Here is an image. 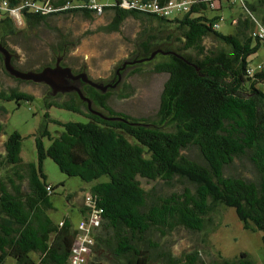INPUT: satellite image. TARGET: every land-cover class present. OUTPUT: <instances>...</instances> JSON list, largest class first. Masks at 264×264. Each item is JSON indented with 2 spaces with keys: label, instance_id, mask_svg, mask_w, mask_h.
Wrapping results in <instances>:
<instances>
[{
  "label": "trees",
  "instance_id": "trees-1",
  "mask_svg": "<svg viewBox=\"0 0 264 264\" xmlns=\"http://www.w3.org/2000/svg\"><path fill=\"white\" fill-rule=\"evenodd\" d=\"M50 1L57 6L70 0ZM121 2L103 5L102 12H112V30L134 17L159 32L175 26L184 38L181 47H164L172 52L155 65V72L168 74L158 112L155 117H135L116 111L109 104V91L85 84L87 97L104 109L105 116L123 119L105 118L87 109L86 122L54 120L63 131L53 136L44 126L35 135L37 161L28 163L21 157L22 135L12 132L6 140V162L25 169L29 189L24 191L9 178L12 191L0 179V264L8 257L17 264H70L77 231L69 218L57 224L49 215L54 187L43 171L46 157L62 172L94 183L85 196L90 197V205L80 208L82 217L96 209L101 220L88 264H154L158 258L166 261V256L173 264H206L198 251L177 258L164 253L158 241L152 240L149 250L141 245L151 227L161 236L178 227L202 231L207 216L220 204L233 207L245 228L262 231L264 245V67L248 72L249 57L263 43L253 31L259 20L255 14L264 25V0L245 1L247 14L235 20L231 34L213 27L219 16L207 14L215 10L208 1L174 19L127 9ZM81 4L60 12L25 13L24 20L39 25L59 14L82 13L88 18L99 14ZM12 23L9 18L1 19L0 32L11 31ZM5 36L1 32L2 44L10 49L3 42ZM207 37L221 42V47H206ZM163 40L150 34L141 50L151 55L156 42ZM31 98L24 91L0 90V99H16L18 104ZM49 105L79 110L74 98L53 99ZM45 136L51 141L48 146ZM193 148L200 159L185 153ZM242 158L253 164L259 180L227 173ZM140 178L170 185L179 181L181 187L161 194L155 188L145 189ZM217 256L211 264H255L247 252L232 260L221 253Z\"/></svg>",
  "mask_w": 264,
  "mask_h": 264
},
{
  "label": "rangeland",
  "instance_id": "rangeland-1",
  "mask_svg": "<svg viewBox=\"0 0 264 264\" xmlns=\"http://www.w3.org/2000/svg\"><path fill=\"white\" fill-rule=\"evenodd\" d=\"M99 1L103 5L116 2V0ZM72 2L76 5L82 3L81 0ZM216 4L218 9L207 10V14L222 16L218 30L224 34L233 33L235 20L247 14V4L243 7L239 4H230L227 0H223L221 4L216 1ZM177 16L178 12L174 11L169 18L174 19ZM255 17L262 22L260 15L255 14ZM111 21V11L95 14L92 18L85 17L82 13H69L52 16L39 25H32L23 19L21 22L12 23L11 31L1 30V32L2 35L7 34L3 42H7L12 53V63L16 68L37 71V68L42 69L49 64L54 66L55 60L60 58L64 65L74 70L81 69V73H86L88 78L95 82L112 84L110 82L114 79L113 83L117 82V85L107 91L111 93L109 104L116 111L135 117H155L168 74L157 73L154 68L157 63L166 59V54L159 52L152 59L127 64L124 68L121 66L125 61L146 59L150 56L145 55L141 50V43L146 41L150 34L162 40L171 37L170 40H163L165 42H156L153 50L163 49L166 46L181 47L184 38L175 26L159 32L152 30L150 26L146 27L145 22L140 19L128 17L118 30H112L109 28ZM204 43L208 48H220L222 45L213 37L205 38ZM249 61L252 67L256 68L258 64L264 67V43L249 57ZM17 79L5 69L3 55L0 53V90L9 92L15 89L32 95L31 99L20 100V104L16 99H0V122L3 125V131L0 133V179L5 180L12 191L9 178L13 183L21 184V188L27 191L29 185L25 169L6 162L7 137L12 132L18 131L23 137L21 157L24 163L35 162L38 156L35 135L47 126L53 136H58L63 131V127L54 120L88 121L86 115L88 103L81 99L76 91L53 94L45 83ZM82 82L84 83L81 80V84ZM81 84L79 83V87L87 96L84 85L87 83ZM69 98L77 101L79 110L49 105L53 99L64 101ZM92 108L104 112V109L94 101ZM44 142L48 146L51 141L45 136ZM185 153L200 159L195 148L186 150ZM43 171L47 183L54 187L50 196L53 208L48 211L49 215L57 224L69 218L73 228H77L82 219L80 208L87 204L85 196L94 183H88L80 177L62 172L51 157H46L44 160ZM226 171L228 174L240 175L249 180L260 178L258 171L246 158L236 159ZM18 175L24 176L22 182ZM140 180L145 189L155 188L161 194L178 191L181 187L179 181L170 185L161 180L150 181L145 178ZM152 240L158 241L162 251L166 254L169 252L172 257H183L187 253L198 251L202 261L211 264L219 253L224 258L232 260L241 252H247L255 264H264L262 231L245 228L235 209L223 204L217 205L207 216L206 226L202 231L195 232L178 227L161 236L151 227L144 234L142 248L149 250ZM32 255L38 259L37 254ZM169 259L168 256L166 261L158 258L154 264H173ZM3 264L17 263L14 258L8 257Z\"/></svg>",
  "mask_w": 264,
  "mask_h": 264
},
{
  "label": "built area",
  "instance_id": "built-area-1",
  "mask_svg": "<svg viewBox=\"0 0 264 264\" xmlns=\"http://www.w3.org/2000/svg\"><path fill=\"white\" fill-rule=\"evenodd\" d=\"M201 1L210 2L212 9H217L216 1H219L220 4L223 2V0H166L164 3H160L155 0H122L121 6L127 9L135 8L142 11L156 13L160 16L170 17L174 11L178 12V16L183 15L188 12L193 5L198 4ZM227 1L230 4L245 6V0ZM74 5L76 4L71 1L56 6L50 0H22L16 4H11L9 0H0V20L9 18L15 23L21 22L24 19L25 13L47 14L60 12L71 8ZM81 5L87 6L99 14L103 11V4H100L99 0H84ZM222 18V16H219V19L214 22L213 27L215 29H219ZM255 21L256 29L253 31V36L263 39L264 43V25L260 20ZM262 68V64H258L256 68L249 66L248 72L252 74ZM48 189H51V186H49ZM85 199L87 201L86 205H90V197L87 196ZM100 225L101 220L98 211L96 209L87 211L78 227L75 228L77 234L70 264H88V257L95 244L96 231Z\"/></svg>",
  "mask_w": 264,
  "mask_h": 264
},
{
  "label": "water",
  "instance_id": "water-1",
  "mask_svg": "<svg viewBox=\"0 0 264 264\" xmlns=\"http://www.w3.org/2000/svg\"><path fill=\"white\" fill-rule=\"evenodd\" d=\"M164 53L168 54L172 51H164L163 49H156L154 50L149 57L135 59L132 61H125L121 68H124L127 64H134L136 62H142L144 60L152 59L157 53ZM0 53L3 55V61L5 65V69L7 72L14 76L15 78L25 80V81H32V82H39L47 84L53 94H57L59 92H70V91H77L79 97L85 100L88 103V109L92 111L94 114L100 115L105 118L110 119H123L122 117H108L105 116L102 112L94 110L92 108V100L84 95L82 90L77 87L76 85L72 84L71 81L81 79L82 81L86 82L87 84L95 87L102 92H106L110 87H115L117 82L112 84H101L95 82L94 80L88 78L86 73L74 74L72 72V68L69 66H63L58 59L54 66H45L41 70H20L14 66L12 63V53L10 50L0 42Z\"/></svg>",
  "mask_w": 264,
  "mask_h": 264
},
{
  "label": "flooded vegetation",
  "instance_id": "flooded-vegetation-1",
  "mask_svg": "<svg viewBox=\"0 0 264 264\" xmlns=\"http://www.w3.org/2000/svg\"><path fill=\"white\" fill-rule=\"evenodd\" d=\"M60 60V58H57L56 60H55V64H56V62H57V60ZM60 63L63 65V66H67V65H64L63 63H62V59L60 60ZM72 72L74 73V74H80L81 73V69H79V70H74V69H72ZM114 80V79H113ZM111 81L110 83H113L114 81ZM73 83L72 84H74V85H76L77 87H79V83L81 84V79H78V80H74V81H72ZM74 82H77V83H74ZM83 83V82H82ZM85 83V82H84ZM83 83V84H84ZM83 84H81V85H83ZM85 85V84H84ZM80 88V87H79ZM77 92V91H76Z\"/></svg>",
  "mask_w": 264,
  "mask_h": 264
},
{
  "label": "crops",
  "instance_id": "crops-1",
  "mask_svg": "<svg viewBox=\"0 0 264 264\" xmlns=\"http://www.w3.org/2000/svg\"><path fill=\"white\" fill-rule=\"evenodd\" d=\"M246 1V0H245ZM83 218V217H82ZM82 220V219H81ZM80 223V222H79Z\"/></svg>",
  "mask_w": 264,
  "mask_h": 264
}]
</instances>
